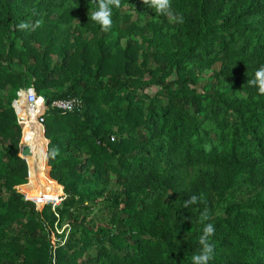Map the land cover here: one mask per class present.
I'll return each mask as SVG.
<instances>
[{"label": "trees", "instance_id": "trees-1", "mask_svg": "<svg viewBox=\"0 0 264 264\" xmlns=\"http://www.w3.org/2000/svg\"><path fill=\"white\" fill-rule=\"evenodd\" d=\"M96 2L0 0V264H191L204 223L209 264H264V95L247 85L264 65V0H171L183 23L121 0L104 32ZM30 85L45 99L43 173L64 191L41 210L17 189L12 102Z\"/></svg>", "mask_w": 264, "mask_h": 264}, {"label": "clouds", "instance_id": "clouds-1", "mask_svg": "<svg viewBox=\"0 0 264 264\" xmlns=\"http://www.w3.org/2000/svg\"><path fill=\"white\" fill-rule=\"evenodd\" d=\"M143 3L155 10L157 14L165 15L173 21L183 23V16L174 13L171 6V0H143ZM121 6V0H97L95 9L91 12V20L99 26L100 31H108L113 25V10ZM41 21L34 23L21 21L17 27L19 30H33L39 26ZM249 87L256 88L257 92L264 95V65L259 66L251 79L247 80ZM52 155L56 154V150H52ZM198 203V196L192 195L184 200L183 207L188 208L189 205ZM207 220V217H204ZM215 226L212 223H204L201 234L198 238L199 250L191 258V264H209L215 254V245L210 241V237L215 234Z\"/></svg>", "mask_w": 264, "mask_h": 264}, {"label": "rangeland", "instance_id": "rangeland-1", "mask_svg": "<svg viewBox=\"0 0 264 264\" xmlns=\"http://www.w3.org/2000/svg\"><path fill=\"white\" fill-rule=\"evenodd\" d=\"M140 16H141L140 21H141V23H143L144 18L147 17V12L140 13ZM210 72L211 71L209 69L208 70H205L203 72V74H202L203 77H207L210 74ZM4 89H6V87L3 88V89H0V94H3L4 93ZM148 92L151 93L152 92V89L149 88L148 89ZM24 135H25V132H24ZM21 137L22 136L20 135V138ZM33 143L35 145L36 150L38 151V148L41 145V141H39V138H38V135L37 134L35 135V137L33 139ZM41 156L43 157V153L41 154ZM29 164H30V169H29V181H30V184H28V182H27L26 184H24L22 186H18L19 187L18 191L21 192L26 199H35V200H39L40 201V200H42V196L41 195L35 196V195H33V193L34 192H36V193L39 192L40 187H42V190H44L45 187H46V185L47 186H50L49 185L50 182H48L45 179V177H44L45 175H44L43 171H42V173L39 170L36 171V169L32 166V163L29 162ZM37 165H38V167H41L44 170V165H41V164H38V163H37ZM37 173H38V175H37ZM40 178H43L44 185H40V183H39ZM53 185H54V187H53V189H52L51 192L53 194H55V195H59L61 193V188L59 186L57 188L56 187V184H53ZM63 193H64V191H63ZM43 197H46V196L43 195ZM34 205H35V208L38 209V210H41V208L43 207V204L42 203H36L35 202ZM103 216H104V212H102V210H98L97 208H94L93 211L90 213V217H91V219L93 221H97V220L101 219V217H103ZM63 230H65L64 231L65 234L68 231V227H67L66 222H64L61 227H58V226L56 227V232L57 233H61ZM57 239H58V237H56L51 232V243H54Z\"/></svg>", "mask_w": 264, "mask_h": 264}, {"label": "built area", "instance_id": "built-area-1", "mask_svg": "<svg viewBox=\"0 0 264 264\" xmlns=\"http://www.w3.org/2000/svg\"><path fill=\"white\" fill-rule=\"evenodd\" d=\"M45 99L43 98L42 95H39L36 93V91L34 90V87L32 85L28 86V87H20L18 88L17 92H16V98L13 100L12 102V106L16 115V119H18L19 123H25L27 121H29L28 118H26V115L23 113V108L22 106H26V108L29 110V112L31 113L32 117H34L40 110V107L43 103ZM56 101L58 102H63V103H67V106H59L56 105ZM78 100L73 98V99H69V100H55L52 102L53 106H57L60 107L62 109H65L67 111H72L73 106L75 104H77ZM73 102V103H72ZM44 115H41L38 117V119L36 120L37 123L43 124L44 121ZM32 119V118H31ZM64 196H59L58 199L56 201H44L41 202L43 205L46 203L51 202L53 205L58 204L62 198ZM42 198H46V197H42ZM33 200L34 202L38 203L35 199H30Z\"/></svg>", "mask_w": 264, "mask_h": 264}, {"label": "water", "instance_id": "water-1", "mask_svg": "<svg viewBox=\"0 0 264 264\" xmlns=\"http://www.w3.org/2000/svg\"><path fill=\"white\" fill-rule=\"evenodd\" d=\"M44 105H45V100L43 101V103H42V105L40 107L39 112L34 117H32L31 113L26 108V106H22L23 113L26 115V118H28V119L30 118V119H29V121H27L25 123H19L18 122V119H17V123L21 126V136H22L20 138V140H19V146H18L19 150H18V154H19V156L22 159H24V161L27 163V166H28V170H27V172H28V180H27V182L29 181V169H30V164L28 162V158L31 157L32 160H34V163L32 164V166L37 171V170H39V167H38V165L36 163V159L35 158H37V156H41V154L43 153V159H44V164H45V157H46V150H47L48 140H47V138L45 137V134H44V125L36 122V120L38 119V117L41 116V115H43ZM26 127L28 129L32 130V131H35V133H37L42 138V140H43V144L41 143L40 147L38 148V152H34L33 151V148L29 144L28 141H23V137H25V135H26V134L24 135V128H26ZM48 177L51 180H54L50 176H48ZM54 181H56V180H54ZM56 183H58V182L56 181ZM22 185H24V184H21L19 186H22ZM60 186H61V193L59 195H57V197L64 196V193H63V190H62L63 189V186L62 185H60ZM17 189H19L18 186H17ZM43 195L44 194H42V197H43Z\"/></svg>", "mask_w": 264, "mask_h": 264}, {"label": "bare ground", "instance_id": "bare-ground-1", "mask_svg": "<svg viewBox=\"0 0 264 264\" xmlns=\"http://www.w3.org/2000/svg\"><path fill=\"white\" fill-rule=\"evenodd\" d=\"M55 103H56V105H59V106H67V105H68V102H67V103H63V102H58V101H56ZM24 132H25L26 135H25V137H23V141H28L29 144L32 146L33 151H34V152H38V151L36 150V148H35L34 143H33V139H34V137H35V135H36L37 133H35V131H32V130L28 129L27 127L24 128ZM35 159H36V163L41 164V165H44V164H43V157H42V156H37V158H35ZM28 162L33 163L34 160H32V158L30 157V158L28 159ZM39 171L42 173L43 169H42L41 167H39ZM40 172H39V173H40ZM37 175H38V173H37ZM44 177H45V179H46L48 182H50V184H49L50 186H47V185H46V187H45V189H44L43 191H45L46 194L52 193L51 191H52V189H53V187H54L53 184H56V182L53 181V180H51V179H49V178H47L46 176H44ZM56 186H57V184H56ZM36 201H37L38 203H40L39 200H36ZM44 201H51V200H50V199H46V198H42L41 202H44Z\"/></svg>", "mask_w": 264, "mask_h": 264}]
</instances>
